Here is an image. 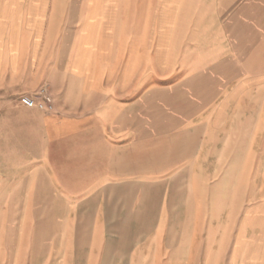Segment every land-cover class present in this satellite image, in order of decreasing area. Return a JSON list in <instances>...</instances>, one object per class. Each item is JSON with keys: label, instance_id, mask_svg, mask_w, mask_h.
I'll use <instances>...</instances> for the list:
<instances>
[{"label": "crops", "instance_id": "crops-1", "mask_svg": "<svg viewBox=\"0 0 264 264\" xmlns=\"http://www.w3.org/2000/svg\"><path fill=\"white\" fill-rule=\"evenodd\" d=\"M178 1L85 0L69 46L67 18L60 21L59 36L52 37L51 0H0V194H19L22 181L28 195L37 179L59 181V193L67 198L59 264H189L199 259L200 240L181 241V190L188 171L178 147L164 139L174 125L157 124L162 136L158 159L148 163L147 140L133 139V132L146 131V123L133 120L147 115L150 96L141 91L147 79H132L130 71L118 78L100 75L101 67L111 69L116 62L129 68L152 47L162 66L165 27L174 22L167 13ZM233 1L220 28L229 43L220 39L204 47L205 59L197 67L211 75L189 77L188 109L177 112L181 119L189 117L179 126L193 138V159L187 161L193 166L192 184L200 178L198 162L216 155L224 163L231 100L236 115L250 116L252 163H260L264 148V0L225 4ZM43 85L55 98L53 113L20 102ZM244 90L251 91L250 111L241 103ZM133 94L144 111L130 102ZM9 180L11 193L3 191ZM39 210L51 213L46 205ZM19 211L28 213L27 221L35 226V204L0 205V227L8 235H0V264L9 249L19 250L11 230L13 213ZM46 260L43 264H52Z\"/></svg>", "mask_w": 264, "mask_h": 264}, {"label": "rangeland", "instance_id": "rangeland-1", "mask_svg": "<svg viewBox=\"0 0 264 264\" xmlns=\"http://www.w3.org/2000/svg\"><path fill=\"white\" fill-rule=\"evenodd\" d=\"M84 1L51 0L52 37L59 36L60 21L67 18L68 45L73 43L76 19ZM225 2L179 0L173 9L169 4L167 17L170 20L174 17V22L165 27L162 66L156 64V47H152L146 58L133 59L129 68H125L122 62H116V66L111 69L101 67L100 75L113 74L118 78L130 71L132 79L139 76L147 79L141 90L147 91L150 96L147 100V115L142 114L136 121L133 120L137 124L140 121L146 123V131L133 132V139L141 137L147 140L148 163L157 162L158 159V142L162 136L157 132V124H169L170 128L174 125L169 136L164 139H169L178 147L181 162H184L181 166L188 171L181 190V241H190L192 237L200 240L199 259H190L189 264H264V148L259 149L260 163H252L253 149L248 146L251 137L250 116L236 115L235 101L231 100L227 118L229 140L225 157L222 156L224 163H219L220 158L216 155H212L206 163L198 162L196 166L201 169L200 178L194 184L189 174L190 166H193L187 162L193 159L194 149L190 147L193 141L189 140L193 138H189L187 128L179 126L180 123L188 124L189 117L181 119L177 116L179 109H188L185 99L190 97L191 92L189 77L211 75L209 69L197 67V62L205 59L204 47H210L220 39L225 45L229 43L227 36L220 35V28L226 24V16L233 10L236 1L232 5H226ZM132 86L134 90L136 85ZM234 86L229 85V90ZM158 91L163 93V97L156 98ZM243 92L241 103L245 111H250L251 91ZM134 95L130 102L137 111H144L143 106L135 105L138 99ZM216 119V123H219V117ZM11 182L4 181V192L11 193ZM22 182L19 194H0V205L18 204L22 207L27 203L35 204L37 211L32 213L35 226L31 228V222L27 221L28 213H13L17 217L11 230L14 232L15 247H19V250L14 249L11 253L9 249L4 264H43L44 258L47 259L46 263L50 258L52 264H59V254L63 251L61 237L65 232V227L60 225V218L65 214L63 208L67 198L59 193L58 180L37 179L35 188L30 189V195L27 194V182ZM195 184L196 190L192 186ZM44 205L50 208L51 213L39 210ZM0 235L6 236L7 229L0 227Z\"/></svg>", "mask_w": 264, "mask_h": 264}, {"label": "built area", "instance_id": "built-area-1", "mask_svg": "<svg viewBox=\"0 0 264 264\" xmlns=\"http://www.w3.org/2000/svg\"><path fill=\"white\" fill-rule=\"evenodd\" d=\"M20 102L26 107L36 108L45 113L55 111V98L47 85H43L29 94L22 95Z\"/></svg>", "mask_w": 264, "mask_h": 264}]
</instances>
